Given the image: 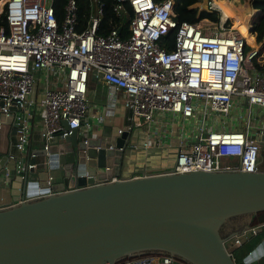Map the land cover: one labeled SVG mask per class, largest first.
Returning <instances> with one entry per match:
<instances>
[{
    "label": "built area",
    "instance_id": "2783aa9c",
    "mask_svg": "<svg viewBox=\"0 0 264 264\" xmlns=\"http://www.w3.org/2000/svg\"><path fill=\"white\" fill-rule=\"evenodd\" d=\"M225 1L238 8L232 0ZM126 5L132 14L122 34ZM175 6L176 0H114L119 20L99 33L102 0H96L95 10L88 2L86 25L80 29L77 0H66L60 21L54 0H0V19L5 18L0 23V138L5 126L14 129L0 152V177L27 173L25 189H30L17 201L1 198L0 209L61 191L53 188L52 174L43 185L38 177L30 179L41 163L36 160L41 153L30 145L34 111L30 105L40 72L54 71L62 83L60 87L46 83L40 96L43 162L53 137L63 139L83 126L92 73L108 86L109 94L123 95L127 124L117 127L116 134L130 133L142 118L141 148H176L174 165L163 172L264 170V38L258 39L254 29L260 10L248 11L243 32L218 0L199 4V9L216 11L217 19L178 21ZM171 32L173 42L168 47L163 38ZM25 154L31 161H23ZM60 167L66 170L65 163ZM72 175L64 173L62 190L80 187L76 176L71 181ZM263 224L233 235V244H240L246 231L256 234ZM252 256L248 252L236 263L250 264ZM112 264L193 263L164 252L126 256Z\"/></svg>",
    "mask_w": 264,
    "mask_h": 264
},
{
    "label": "water",
    "instance_id": "95a60500",
    "mask_svg": "<svg viewBox=\"0 0 264 264\" xmlns=\"http://www.w3.org/2000/svg\"><path fill=\"white\" fill-rule=\"evenodd\" d=\"M129 137L124 131L108 141L102 135L85 141L77 128L61 141L53 137L41 163L54 168L65 162L64 173L72 172L80 187L62 190L59 182L53 188L61 191L0 209V264H112L164 252L193 264H237L225 241L264 210V170L165 173L176 148H149L145 158L165 150L169 162L140 171V177L123 176L125 153L133 147ZM37 173L39 184H46L48 171ZM111 176L118 178L96 182ZM27 178L15 177L9 203L30 191ZM263 251L264 240L251 252L256 257Z\"/></svg>",
    "mask_w": 264,
    "mask_h": 264
},
{
    "label": "crops",
    "instance_id": "0c3cea01",
    "mask_svg": "<svg viewBox=\"0 0 264 264\" xmlns=\"http://www.w3.org/2000/svg\"><path fill=\"white\" fill-rule=\"evenodd\" d=\"M225 1V0H224ZM89 2V1H88ZM239 10L241 9L243 12H248L250 10H256V8H253L250 4V0H240L239 3H235ZM94 9V7H93ZM48 84L50 86H55V87H60L62 85L60 79H58L56 77V75L53 72H48L47 75H45L44 72H40L37 75V84H36V90L35 93L33 95V103L31 106V108L34 110L33 111V115L31 117V121H32V131H31V141H30V145L32 148H35L37 150V152H41L42 149V139L40 137V132H39V126H40V117H41V108H40V96H41V92H42V88L45 84ZM86 97L88 99V103H89V109L87 111V115L86 117L83 119V126L78 128V132L79 134L83 135H88L89 136H98L99 135V129L101 127H110L111 129V134L112 136L116 135L113 134L116 130L117 127H123L124 125L127 124V115H128V110L125 108L124 104H123V95L122 93L119 91L117 93L114 94H109V88L106 84H104L101 80L97 79L94 77V75L92 73H89L88 75V80H87V89H86ZM101 114L103 116L102 119L97 118V116ZM88 121L89 125H86L85 122ZM144 127L142 128V132L144 134ZM113 131V132H112ZM14 129L13 130H9L7 126H5L2 131H1V138H0V152L4 151L6 148V143H7V138L9 137H13L14 135ZM138 132L135 131V133H132L131 135V145H135L137 146L136 148H140V144L144 139L145 134L143 135V138L139 137V135L137 134ZM57 138V137H56ZM111 138V136H110ZM104 139V138H103ZM61 141V139H58ZM104 140L108 141V138H105ZM139 142V143H138ZM135 148V147H132ZM152 148H158V149H166L168 150L169 148H174V147H152ZM149 149V148H148ZM138 155L139 158H136L133 149H129L128 150V154H127V162L125 167L123 168V176H128V175H136L141 173L140 171H143L144 169H149V168H153L154 167H159L162 165H165L166 163L169 162V154L166 153H162L161 151L159 153H155L153 155H151V157L149 159L145 158V152L143 151V148H140V151ZM156 152V151H155ZM41 155V154H40ZM39 155V156H40ZM38 156V157H39ZM144 156V157H143ZM38 157H36V160L42 162V158L38 159ZM23 161L27 162V161H31V158L28 157L27 154L24 155L23 157ZM148 161V163H147ZM65 163V162H64ZM63 163V164H64ZM61 165V163H60ZM60 165L58 167H52L50 168L49 166H47V163H40L38 165L37 171H32L30 173V179H36L37 175H38V170H47L48 174H52L53 175V183L57 184L61 181H64L65 176H64V171L63 169L60 167ZM61 170V176L59 177V171ZM17 176V174L13 175V177L11 179H6V178H2L5 180V186L8 187L9 189V198L11 197V189H13L14 191H16V188H12L11 184L14 181L15 177ZM20 190V187L18 188ZM14 194V192H13ZM1 198H3L4 200H8L9 198L6 197V194L1 195ZM260 224V223H258ZM257 225V224H255ZM262 229L260 232L254 234L252 236L253 239V245L249 246V250L248 252H251L253 249H255L258 244H260L263 240H264V224L261 226ZM232 228V226H228L227 228L224 229L223 233H228L230 231V229ZM247 239H249L248 237H244L241 241V243H243L241 246L240 244H233L232 239H228L227 240V245L228 248L230 250L233 251L234 248L238 247L236 249V255L238 257H240L241 261L244 259V257L248 254L243 252L244 250V244L247 243ZM232 248V249H231ZM240 261V262H241ZM250 264H264V254L262 255H257L256 257L253 255L252 256V261Z\"/></svg>",
    "mask_w": 264,
    "mask_h": 264
},
{
    "label": "trees",
    "instance_id": "16d2710c",
    "mask_svg": "<svg viewBox=\"0 0 264 264\" xmlns=\"http://www.w3.org/2000/svg\"><path fill=\"white\" fill-rule=\"evenodd\" d=\"M102 1L104 3V8H103L104 13L99 24L98 32L106 33L110 29L113 23L118 22L119 18L118 16H116L113 10L114 0H102ZM203 1L204 0H176L175 12L178 21L187 20L194 22L202 17L217 19L216 11H209L205 8L199 9V4L202 3ZM219 1L225 2L224 0H219ZM65 2L66 0H54L55 12L59 21L62 19L63 16V5ZM77 3H78L79 29H80L86 25L87 13H88V0H77ZM250 4L253 8L260 10L261 15L258 18V20L255 22L254 29L257 32L258 39H262L264 38V0H250ZM126 8H127V16L125 18L126 21L121 28L122 34L126 33L128 19L132 14V10L128 5H126ZM0 23H5L4 16L1 17ZM173 36L174 34L173 32H171L170 34H168L163 38L164 44L167 45L168 47L172 46ZM258 223H264V210L253 213L251 224L254 225ZM247 241L248 242L244 244V250H243L244 254L248 252L249 246H252L254 242L252 237L247 239ZM243 243H241L240 246ZM237 248L238 247L234 248L232 251L236 262H238V258H240L236 255Z\"/></svg>",
    "mask_w": 264,
    "mask_h": 264
},
{
    "label": "rangeland",
    "instance_id": "374dc122",
    "mask_svg": "<svg viewBox=\"0 0 264 264\" xmlns=\"http://www.w3.org/2000/svg\"><path fill=\"white\" fill-rule=\"evenodd\" d=\"M92 4H93V7H94V10L96 9V0H89ZM234 3H239V1H237V0H232ZM225 3H227L226 1H225ZM259 10V9H258ZM257 10V11H258ZM236 11L237 12H240V11H242L241 9L239 10V8H237L236 9ZM249 18V17H248ZM143 123H144V120L142 119V118H138V120H137V125H136V127L132 130V131H130V133H129V145H130V143H131V135H132V133H135V131H137L138 133V135H139V137H141V138H143V132H142V128H143ZM117 129V128H116ZM100 131H99V135H102V137L105 139V138H108V137H110L112 134H111V129H110V127H101L100 129H99ZM113 132V131H112ZM113 134H116V130H115V132L113 133ZM79 136L81 137V134H79ZM139 143V142H138ZM141 148V147H140ZM140 148H132L133 149V152H134V154H135V156H136V158H139V156L140 155H138L140 152H138V151H140ZM162 149V148H161ZM162 153H165V150H160ZM160 151H156V153H159ZM127 157V152L125 153V158ZM43 159V156L42 155H40L39 157H38V159ZM124 167V166H123ZM59 171V174H58V176L60 177L61 176V170H58ZM4 194H6V197H8L9 198V189H8V187H6L5 186V180L4 179H2V178H0V196L1 195H4ZM0 200H1V197H0ZM229 245H227V247H228ZM230 248V247H229ZM232 249V248H231ZM241 261V259L240 258H238V262H240Z\"/></svg>",
    "mask_w": 264,
    "mask_h": 264
},
{
    "label": "bare ground",
    "instance_id": "6f19581e",
    "mask_svg": "<svg viewBox=\"0 0 264 264\" xmlns=\"http://www.w3.org/2000/svg\"><path fill=\"white\" fill-rule=\"evenodd\" d=\"M218 2L221 5V7L223 8L225 14L227 16L233 17V19L236 20L237 24H240V27L243 30V32H245V29H244V26L243 25L245 24L246 20L248 19L250 13L249 12H243V11L237 12L236 10H234L228 4V2L225 3V2H221L219 0H218Z\"/></svg>",
    "mask_w": 264,
    "mask_h": 264
},
{
    "label": "clouds",
    "instance_id": "9594fccd",
    "mask_svg": "<svg viewBox=\"0 0 264 264\" xmlns=\"http://www.w3.org/2000/svg\"><path fill=\"white\" fill-rule=\"evenodd\" d=\"M255 225V224H254ZM225 245H226V247H227V244L225 243ZM227 249H228V247H227ZM229 250V249H228ZM232 251V250H231ZM233 254V253H232ZM234 257V256H233ZM235 259V258H234ZM237 263H239V262H237Z\"/></svg>",
    "mask_w": 264,
    "mask_h": 264
},
{
    "label": "flooded vegetation",
    "instance_id": "af4514ba",
    "mask_svg": "<svg viewBox=\"0 0 264 264\" xmlns=\"http://www.w3.org/2000/svg\"><path fill=\"white\" fill-rule=\"evenodd\" d=\"M240 218H241V216H239V217L237 218V220L240 219ZM231 220H233V219H231ZM233 221H234V220H233Z\"/></svg>",
    "mask_w": 264,
    "mask_h": 264
}]
</instances>
